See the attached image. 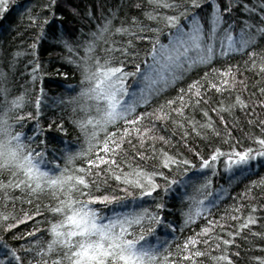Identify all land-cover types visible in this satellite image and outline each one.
Masks as SVG:
<instances>
[{"label":"snow or ice","instance_id":"snow-or-ice-1","mask_svg":"<svg viewBox=\"0 0 264 264\" xmlns=\"http://www.w3.org/2000/svg\"><path fill=\"white\" fill-rule=\"evenodd\" d=\"M61 2L79 13L70 0L29 9L32 42L7 71L0 60V264H240L237 241L249 238L245 251L260 253L251 264H264V243L256 244L264 242V0H146L144 19L156 26L137 17L117 26L112 12L75 43L53 34L80 74L78 89L56 103L82 144L57 155L39 137L68 133L57 120L40 126L43 87L32 99L27 90L14 95L9 73L32 57L25 74L35 93L37 48ZM14 3L0 0V19ZM237 57L243 68L231 63ZM221 165L229 186L250 181L235 197L213 191ZM177 189L179 223L167 219L164 199ZM225 197L234 204L214 219ZM159 228L191 234L170 243Z\"/></svg>","mask_w":264,"mask_h":264},{"label":"trees","instance_id":"trees-1","mask_svg":"<svg viewBox=\"0 0 264 264\" xmlns=\"http://www.w3.org/2000/svg\"><path fill=\"white\" fill-rule=\"evenodd\" d=\"M46 2L47 0H16V3L11 5L12 11L6 14L4 18L0 19V60L4 62L3 67L6 71L8 70V61L12 59V54L17 50L27 49L37 31V29L28 26L29 20L26 15L27 11L31 9L33 14L38 13L40 12V6ZM137 2L142 3V9H137L134 6ZM70 3L79 10L78 14H73L69 5L61 2L55 13V19L53 20L51 15L49 16L50 24L45 27L47 39L42 40L37 48V55L42 69V78L36 83L35 93L32 91L30 77L25 74V67L26 65H30L32 57L21 58L17 64L15 74L9 73L12 80L14 95L24 93L25 90H27L28 98L32 99L35 94L39 93V89L43 87L45 97L43 99L42 113L39 117L40 126L47 129L48 124L52 120H57L58 122L64 123V127L67 129L68 133L65 136L61 132L51 130L46 131L43 136L39 137V139L46 140L49 152L56 151L57 155L60 154V150L65 146L69 147L70 150H77L82 144V138L79 136L78 130L74 129L69 122L70 112L63 111V106L56 103L58 97L71 92L73 89H78L80 74L73 70L74 65L67 62L73 58L72 54L53 38V34H55L56 37L63 34L65 39L75 43L78 38H80L81 32L88 33L90 30L94 31L98 24L103 22L102 16H109L112 12H117L118 14V18L115 21L117 26L121 20H130L132 17H137L145 24L152 23L145 20L143 16V10H147L148 8L146 0H70ZM92 12L95 14V19L89 22L88 15ZM41 15H43V13H41ZM152 26L156 25L152 23ZM117 39L120 38L117 37ZM161 39L164 43H167L166 32L162 35ZM137 47L140 50L141 56H143L144 45L140 43ZM102 48L103 46H101V50ZM82 54L81 51H77L76 53L77 56ZM231 63H240L243 68V60L239 57L233 59ZM27 71L31 72L30 66H28ZM65 75L67 78H65ZM248 75L251 76V73ZM189 82L190 80H185L179 84L178 87L186 88ZM175 94V89L169 90L158 102L162 103L163 99L174 96ZM156 104L157 101L154 100L153 106H156ZM28 110L30 109H25V111ZM140 110L143 111V109ZM237 115L240 116L239 113H237ZM197 118L199 119V115H197ZM240 119L243 121L244 118L240 116ZM34 124L35 121H27L25 123L24 131L26 136H33L36 134ZM241 126L247 131V125L242 123ZM233 135L242 137L244 133L234 131ZM194 143L199 144V141H194ZM200 146L203 147V145ZM224 147L225 150H227V146ZM189 175L191 176L192 173L190 172ZM261 175H264V172H262ZM251 179L256 180L259 179V177L253 176ZM249 182V180L245 179L242 183L229 186V178L223 173L221 165L220 174L214 178L213 191L215 192L223 186L225 188H230V197H235L244 190L245 185ZM182 191L183 189H177L176 192L164 198L167 205L165 209L167 219L177 223H179L181 219L180 211L185 207V205L181 203L179 196V193ZM230 197H225V199L220 202L219 207L213 210L214 219H219L225 214V209H230L234 204V201ZM196 230L198 231L199 229L197 228ZM157 231L161 240H167L170 243L173 241V237L183 239L184 236L191 234L187 230L183 234L179 231L170 233L164 228H159ZM251 240L252 238H249L248 241H237L242 253L240 264H251L249 258L254 255H260L259 252L245 251ZM262 243L264 242L259 240L256 241L257 246H260ZM235 250L234 248L233 251Z\"/></svg>","mask_w":264,"mask_h":264},{"label":"rangeland","instance_id":"rangeland-1","mask_svg":"<svg viewBox=\"0 0 264 264\" xmlns=\"http://www.w3.org/2000/svg\"><path fill=\"white\" fill-rule=\"evenodd\" d=\"M133 89H135V90H138V88L140 87V85H137V84H133Z\"/></svg>","mask_w":264,"mask_h":264}]
</instances>
